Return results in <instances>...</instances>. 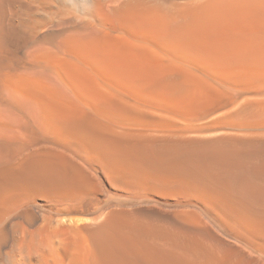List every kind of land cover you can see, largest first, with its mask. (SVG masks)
Here are the masks:
<instances>
[{"label":"bare ground","instance_id":"6f19581e","mask_svg":"<svg viewBox=\"0 0 264 264\" xmlns=\"http://www.w3.org/2000/svg\"><path fill=\"white\" fill-rule=\"evenodd\" d=\"M136 5L0 0V264H264L228 230L264 234V126L248 124L260 102L213 86L264 70V33L169 47L171 81L142 92L136 73L106 75L110 59L124 75L157 60L136 45ZM212 86L228 101L185 120Z\"/></svg>","mask_w":264,"mask_h":264},{"label":"rangeland","instance_id":"374dc122","mask_svg":"<svg viewBox=\"0 0 264 264\" xmlns=\"http://www.w3.org/2000/svg\"><path fill=\"white\" fill-rule=\"evenodd\" d=\"M136 2H137L136 7H137V10L139 11V14H140L139 15V24L147 25L146 27L145 26L139 27L141 31H139V33H136V41H135L136 45L139 48H149L151 50V55H149V58L151 57V58H155L157 60L159 58L160 60H158V61L153 60L154 62H152V61L147 62L146 61V59H148L147 57L145 58V60H143L144 58L141 57L142 55L141 56L139 55V58H141L143 62L141 60L139 61L137 59L136 63L138 61L139 62H138V64L134 63V64H136V66L133 65L131 67H128L131 69L132 72L130 73L129 71H127V72H129V74L126 72L127 75H126V73L124 75V73H122L124 68L122 69L120 67V60L116 59L115 56L113 57V55H112L113 52L111 50H109L110 53L112 52L111 54L108 52L109 56L111 55L112 56L111 58L112 59L115 58V59L113 61H111V59H110V61L107 59L108 60L107 64L109 66L107 65L108 68H106V71H107L106 75H107V77L111 76V79L114 78L115 80L116 79L120 80V79H125L126 76H130L131 74L136 73L135 75L137 76V78L135 75H133L132 77L133 78L135 77L134 79H136L138 81V83H139L138 89L142 92H147L148 90H149V92H151L150 87L151 86L153 87L154 85H155L154 89H152L153 93L156 91H159V90H160L159 92L165 91V89L163 90L164 86L166 84H168V82L171 81V78L167 77V73L169 71V66H168L169 63L168 64L166 63V60L169 59L170 54L166 55L164 53L166 51V49H167V51L170 49L169 47H171V49L174 47L175 48H180V47L185 48L186 44H187L186 48H188L189 46H191V47H193V46L194 47H196V46L197 47L198 46H200V47H207V46H212V47H214V46L215 47H223V46L225 47L226 46V47H228L229 45L233 46L232 44H235L236 42H237V45H241L243 43L245 44L247 42H250V41H252V39H250L251 36L252 37L255 36V39L253 38V41H255L256 37L261 36V35H263L262 33H264V26H263L264 25V12H263L264 11V0H136ZM258 5H260V7ZM240 10H242L243 12H241ZM247 10H248V12H246ZM251 10H252V12H251ZM148 15H152V17L154 18V21H153V18L151 21V17H149ZM145 19H148V21H145ZM260 25H262V27ZM112 29L116 30V29H114V26ZM260 30H263V31H260ZM236 32H238V33H236ZM239 32H240V34H239ZM252 32H254V33H252ZM148 33H150V34H148ZM213 34H216V35H213ZM116 35H117V33H115V34L113 33V34H108L107 36H111V39H110V37L108 38V39H110L109 41L112 43L114 42V45L117 46V42L114 38V36H116ZM185 35H187V37H189L188 40H186V37H184ZM218 35H221L223 38L221 36L217 37ZM229 35H232L233 38H232V36L229 37ZM237 35H239V36H237ZM212 36H214V37H212ZM215 36H216V38H215ZM199 37H201L202 39L200 40ZM203 37L205 38L204 40H206V42L205 41L202 42ZM209 37H212V38H209ZM227 37L230 39L227 40L228 39ZM242 38H245L246 41L244 40L245 41L244 42ZM208 39L209 40L211 39L212 41H209L210 43H208V41H207ZM213 39H215L216 41ZM231 39L239 40V41L231 43L230 42ZM247 39L248 40L250 39V40L248 41ZM182 40H184L183 43H182ZM222 40L225 42V44H223L224 42L221 43ZM218 41H220V42L218 43ZM226 41L230 42V44ZM115 42H116V44H115ZM107 43H108V41H107ZM112 43L109 44L110 45V47H108L109 49H113V48H111ZM202 43L204 44V46ZM216 43L218 44V46L216 45ZM188 44H190V45L188 46ZM107 45L105 48H107ZM114 48H115V46H114ZM161 60L165 64H163L161 62ZM115 61H116V63H115ZM113 63H115L116 66L119 65V67L114 68L115 65L113 66ZM146 63H147V65H146ZM142 64H144V65L140 66ZM149 65H151V66H149ZM158 66H160V67H158ZM143 67L145 68V70L143 69ZM163 67H165V68H163ZM126 68H127V66H125V69ZM135 68H137V70ZM259 68H261V67H259ZM121 69H122V71H121ZM166 69H167V72H163ZM252 70L251 71L249 70L250 73L251 72L254 73L255 69H254V71H252ZM246 71H245V73L241 72L245 75L238 74L237 76L234 75L235 71H232L234 76L231 75L232 74L231 72L230 73L228 72L231 76L229 78L228 77L222 78V79H226L225 84L223 83L225 81H221V83H220V80H218L219 82L217 81L218 84H215L217 82H215V83L213 82L214 83L213 86L216 85V88H219L221 90H218V89L214 88L215 86L214 87L212 86L213 90L211 89L210 93H207V95H205V96L201 95V97H199V98L197 97L198 95H196V94H194V95L192 94L193 96H191V94L190 95L188 94L189 99L184 101V106H183V109H185L184 110L185 114H187V115H185V120L190 119V123H191V121L195 122L196 121L195 117L198 116L197 118L199 119V117H200V119H199V121H200L202 119L201 115H203V118H204V114H206V112H207V114H208V112L210 113L211 110H212L211 112L213 114V112H215V110H216V109L213 110V108H215L216 106L218 108L219 106L223 105V102L225 103L226 101H228V99L223 98L224 97L223 95H225L227 97L228 92L235 91V93H238L241 91L242 92L241 94L245 93L244 95H247V94L250 96L252 95L251 97L253 99H256L260 102V104L258 106L259 108L256 107L253 110V112L251 113V118H253V119H251L249 116L250 120L248 121V124L251 123L250 124L251 126H256V127L257 126H260V127L264 126V89H263L264 88V70H260V69L258 70L257 69V71L255 72L256 75H255V73L254 74L251 73V75H250L249 71H247V73H249V74H247ZM115 72H117L118 74ZM148 72H150V73H148ZM119 73H120V75H119ZM139 73L141 75H138ZM228 73L225 75H228ZM258 74H260V76ZM239 75H241V76H239ZM150 76H151V79H149ZM158 76H160V77H158ZM155 77H157L158 79H156ZM254 77H256V78H254ZM146 78H147V80H146ZM160 78H163V79H160ZM234 78H236V79H234ZM155 79H156V81H155ZM219 79H221V78H219ZM229 79H231V80H229ZM238 79H239V81H238ZM262 79H263V81L261 83L260 80H262ZM157 80L158 81L161 80V81H159L160 83L158 82V84L156 85L155 83H157ZM247 81H249V82H247ZM219 83L221 85L220 87H222V85H223V88L218 87ZM229 83H230V85H229ZM233 84H235V85H233ZM224 87L228 90L225 94H223L224 92H222ZM233 87H235L237 89L235 90V88L233 89ZM155 88H157V89H155ZM214 89L218 90V92L221 91V93L223 95L218 96L217 92ZM243 89H245V90H243ZM214 91L216 92L218 97L215 95ZM232 94H234V93H232ZM229 95H230L229 97H231V94H229ZM253 95L256 98H254ZM256 95H258V96H256ZM220 96H223V97H220ZM193 97H195V99ZM210 97H211V99H210ZM214 99H216L215 100L216 103L214 102ZM191 100H192V102H191ZM218 100L220 102H218ZM193 101H195L194 104H193ZM217 102H218V104H217ZM219 103H221V105ZM191 109H194V110L191 111ZM196 111L198 113L199 112L200 113L197 114ZM262 112H263V114H262ZM255 114H256V116H255ZM210 115H211V113L209 114V116ZM206 117H208V116H206ZM259 117H261V118H259ZM257 120H259V121H257ZM187 122H189V121H187ZM232 226H233V228H232ZM238 226L239 225L236 222H231L230 225L228 226V228H229L228 230L230 232L234 233V235L239 236L238 238H241L240 239L241 242H243V243L246 242L247 244H250L253 247V249L255 250L257 255H259V256L263 255L262 257H264V234H262L260 232H256V231H251L250 229L244 230L243 228H240ZM235 252H237V250ZM259 252L261 254H259ZM250 261H252L251 263L253 264V263H255L253 261H256V260H255V258L254 259L252 258V260L250 258Z\"/></svg>","mask_w":264,"mask_h":264}]
</instances>
